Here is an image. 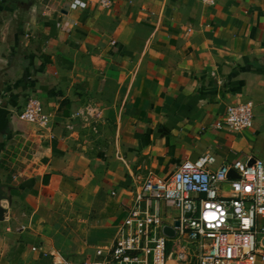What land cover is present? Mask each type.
I'll return each mask as SVG.
<instances>
[{"label": "crops", "instance_id": "crops-1", "mask_svg": "<svg viewBox=\"0 0 264 264\" xmlns=\"http://www.w3.org/2000/svg\"><path fill=\"white\" fill-rule=\"evenodd\" d=\"M102 1L0 0V264L93 260L150 176L264 161V0ZM30 98L47 128L20 119ZM245 101L250 129L214 127Z\"/></svg>", "mask_w": 264, "mask_h": 264}, {"label": "built area", "instance_id": "built-area-1", "mask_svg": "<svg viewBox=\"0 0 264 264\" xmlns=\"http://www.w3.org/2000/svg\"><path fill=\"white\" fill-rule=\"evenodd\" d=\"M101 5L108 7L111 1ZM71 6L87 7L79 1ZM254 110L252 101L231 104L214 127L236 133L250 129ZM19 117L41 128L50 121L34 98L26 101ZM216 164L217 157L205 153L185 160L167 179L150 176L124 206L112 246L98 249L93 260L71 262L58 256L54 264H257V258H264V161H238L211 170ZM230 170L240 178H229ZM224 183L230 184L232 196L220 194ZM165 227L175 235H166ZM167 243L172 244L168 254ZM33 251L56 256L41 246Z\"/></svg>", "mask_w": 264, "mask_h": 264}, {"label": "water", "instance_id": "water-1", "mask_svg": "<svg viewBox=\"0 0 264 264\" xmlns=\"http://www.w3.org/2000/svg\"><path fill=\"white\" fill-rule=\"evenodd\" d=\"M8 114H9V111L0 106V128L5 125L6 116ZM253 164H254V162L249 163V165H253ZM228 177L232 178V179H239L240 178V176L234 170L229 171ZM0 191L2 192L1 196H0V202H1L4 198L3 197L4 192H3L2 188H0ZM4 214H5V210L1 207V204H0V221L4 220ZM176 226H179L178 222L176 223ZM163 231L166 235H168L170 237H173L175 235V231L171 227H165Z\"/></svg>", "mask_w": 264, "mask_h": 264}, {"label": "rangeland", "instance_id": "rangeland-1", "mask_svg": "<svg viewBox=\"0 0 264 264\" xmlns=\"http://www.w3.org/2000/svg\"><path fill=\"white\" fill-rule=\"evenodd\" d=\"M225 189V188H224ZM162 208V213H163V211H164V208L163 207H161ZM104 248H106V247H95L94 249H93V251L94 252H96L98 249H104ZM171 249H172V244L171 243H167V247H166V253L168 254V253H170V251H171ZM92 251V252H93ZM91 252V253H92ZM91 253H88V254H86V255H91ZM81 256V255H80ZM37 263H40L39 261H36V263L35 264H37ZM50 263V262H49ZM48 263V264H49ZM41 264V263H40ZM51 264H54L53 262L51 263Z\"/></svg>", "mask_w": 264, "mask_h": 264}]
</instances>
